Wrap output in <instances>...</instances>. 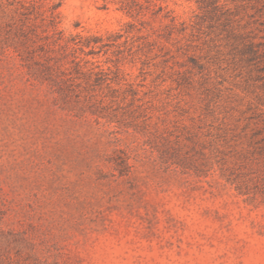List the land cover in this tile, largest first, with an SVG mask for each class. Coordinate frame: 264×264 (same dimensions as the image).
<instances>
[{
    "label": "rangeland",
    "instance_id": "rangeland-1",
    "mask_svg": "<svg viewBox=\"0 0 264 264\" xmlns=\"http://www.w3.org/2000/svg\"><path fill=\"white\" fill-rule=\"evenodd\" d=\"M43 3L54 55L109 44L77 53L107 82L74 75L65 103L0 55V230L31 229L63 264H264V71L240 39L200 0ZM225 3L264 44V0Z\"/></svg>",
    "mask_w": 264,
    "mask_h": 264
},
{
    "label": "trees",
    "instance_id": "trees-1",
    "mask_svg": "<svg viewBox=\"0 0 264 264\" xmlns=\"http://www.w3.org/2000/svg\"><path fill=\"white\" fill-rule=\"evenodd\" d=\"M222 0H200V8L204 16H212L216 22L225 29L229 28V36L240 39L243 49L239 50L241 55H248L247 60L258 64L257 68L264 71V44L246 43L244 35L238 34L234 30V14L230 12L227 3L221 4ZM226 1V0H225ZM17 5L4 22H0V55L6 48H13L18 53L29 74L55 87L56 92L62 96L65 103L69 102L75 92L74 75H87L89 79L95 77L94 83L101 85L107 82L105 72L95 71L97 67H89V60L81 59L78 51L85 56H95L107 45L99 37H88L83 39L80 35L74 36L70 42L74 47L68 53V45L61 47L62 53L54 55L55 50L51 45H55L61 40L60 32L57 31L58 13L56 9L59 5H53L47 10L44 8L43 0H0V10L5 12L9 6ZM41 18V24H37V19ZM44 27L43 33L53 32L52 36L46 34L42 37L37 29ZM59 36L52 40L54 36ZM41 52L40 53H38ZM84 64V65H82ZM69 65V67H67ZM93 65V63H91ZM110 86V83H107ZM78 96V95H76ZM93 107V105H92ZM93 113H97L94 110ZM33 230V229H32ZM31 229L16 231L10 229L0 230V264H63L57 258H52L49 254L46 241L30 232ZM65 264V263H64Z\"/></svg>",
    "mask_w": 264,
    "mask_h": 264
}]
</instances>
